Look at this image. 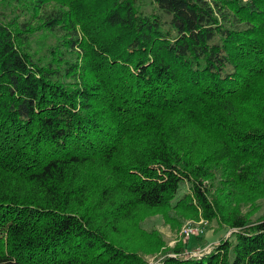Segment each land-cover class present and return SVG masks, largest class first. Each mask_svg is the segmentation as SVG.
Returning a JSON list of instances; mask_svg holds the SVG:
<instances>
[{"label": "trees", "instance_id": "1", "mask_svg": "<svg viewBox=\"0 0 264 264\" xmlns=\"http://www.w3.org/2000/svg\"><path fill=\"white\" fill-rule=\"evenodd\" d=\"M14 1L23 12L0 9V264L182 251L142 227L155 213L236 230L163 264H264V0Z\"/></svg>", "mask_w": 264, "mask_h": 264}, {"label": "rangeland", "instance_id": "2", "mask_svg": "<svg viewBox=\"0 0 264 264\" xmlns=\"http://www.w3.org/2000/svg\"><path fill=\"white\" fill-rule=\"evenodd\" d=\"M20 5V6H13ZM22 6V7H21ZM24 6L21 2L14 0H0V9L9 12L10 10H16L23 12ZM17 11V10H16ZM29 17V16H28ZM264 212V201H262V209L259 213L255 215L254 218L260 216ZM187 226H200L202 231L191 236H187L184 233V229ZM142 227L149 232H158L167 247L182 248V251H171L166 252L165 247L163 251L156 254L146 255V264H163L164 260L168 257H176L182 254H188V256L202 257L205 252H199L200 250H206L208 246L213 243L218 242L221 238H230L232 233L236 231L230 227H221L215 221H209L208 219L200 216L198 219H182V220H172L165 221V219L158 213L152 214L147 217ZM193 252L196 253L193 255ZM233 258V255H232ZM206 261V260H205Z\"/></svg>", "mask_w": 264, "mask_h": 264}, {"label": "built area", "instance_id": "3", "mask_svg": "<svg viewBox=\"0 0 264 264\" xmlns=\"http://www.w3.org/2000/svg\"><path fill=\"white\" fill-rule=\"evenodd\" d=\"M201 231H202V229H201L200 226H187L184 229V233L187 236L195 235V234H197V233H199ZM212 248H213V244H211L210 246H208L206 250H200L199 252H202L203 251L206 254V253L210 252L212 250ZM194 254H196V253L193 252V255Z\"/></svg>", "mask_w": 264, "mask_h": 264}]
</instances>
